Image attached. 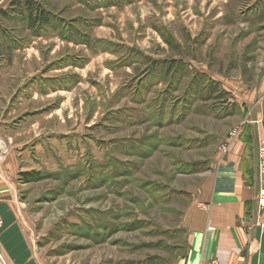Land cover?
<instances>
[{"label": "rangeland", "instance_id": "1", "mask_svg": "<svg viewBox=\"0 0 264 264\" xmlns=\"http://www.w3.org/2000/svg\"><path fill=\"white\" fill-rule=\"evenodd\" d=\"M80 3L59 10L84 45L0 55L10 218L39 264H181L198 178L253 119L264 0Z\"/></svg>", "mask_w": 264, "mask_h": 264}, {"label": "crops", "instance_id": "2", "mask_svg": "<svg viewBox=\"0 0 264 264\" xmlns=\"http://www.w3.org/2000/svg\"><path fill=\"white\" fill-rule=\"evenodd\" d=\"M33 1L45 14L39 22L29 19L31 11L26 0H0L1 56L12 58L16 51L29 50L35 39L48 36L71 46L84 45L71 39L75 26L70 27V22H66V16L59 10L63 0ZM66 1L81 4V0ZM72 23L75 25V21ZM258 40L259 44L255 45L263 54L257 57V65L263 67L264 73V38ZM246 64L252 67V62ZM257 83L254 95L258 101L252 121L242 128L230 152L224 157L219 152L211 169L198 178L193 199L182 219L188 249L181 264H211L213 261L217 264H264V230L254 227L258 147L264 142V74L259 76ZM2 141L8 154L0 162V214L4 220L0 248L9 264H39L25 235L14 228L19 226V221L10 218L9 202L16 193L14 181L23 169L26 155L15 152L8 142Z\"/></svg>", "mask_w": 264, "mask_h": 264}, {"label": "built area", "instance_id": "3", "mask_svg": "<svg viewBox=\"0 0 264 264\" xmlns=\"http://www.w3.org/2000/svg\"><path fill=\"white\" fill-rule=\"evenodd\" d=\"M242 128H235L230 131L225 142L220 147V154L224 157L231 149L233 142L240 136ZM8 154V149L0 141V162L3 161L5 156ZM257 194L255 197V219L254 227L261 228L264 230V142L259 143L258 147V175L256 183ZM4 228V220L0 214V236L1 231ZM0 264H9L6 256L0 248ZM211 264H217L216 261L211 262Z\"/></svg>", "mask_w": 264, "mask_h": 264}, {"label": "trees", "instance_id": "4", "mask_svg": "<svg viewBox=\"0 0 264 264\" xmlns=\"http://www.w3.org/2000/svg\"><path fill=\"white\" fill-rule=\"evenodd\" d=\"M14 2L15 1H13V3ZM26 5L28 6V9L31 11V15H29V19L33 20V22H39L41 21V18L45 16L44 12H42L41 7L35 6L33 0H26Z\"/></svg>", "mask_w": 264, "mask_h": 264}]
</instances>
